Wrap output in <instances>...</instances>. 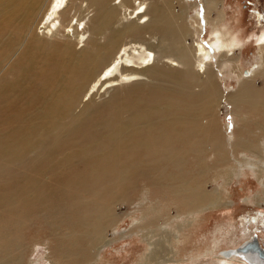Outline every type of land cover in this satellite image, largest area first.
<instances>
[{
  "label": "bare ground",
  "instance_id": "6f19581e",
  "mask_svg": "<svg viewBox=\"0 0 264 264\" xmlns=\"http://www.w3.org/2000/svg\"><path fill=\"white\" fill-rule=\"evenodd\" d=\"M196 3L0 0V264H21L32 217L45 216L55 229L76 212L85 228L140 179L166 187L187 205L189 217L202 211L203 201L207 208L217 206L218 188L209 196L190 180L191 162L201 177L206 153L224 167L228 154H243L238 169L218 168V178L227 183L247 173L264 200V81L262 88L252 87L258 75L264 78V27L240 36L225 24L218 0H200L203 13ZM33 24L41 36L32 33ZM60 34L75 39L76 49L43 42ZM246 39L257 62L242 73L236 62ZM217 73L235 76L237 88L220 94ZM100 91L113 95L91 106ZM220 103L230 105L237 118L224 142L214 112ZM109 105L115 106L108 116L95 119ZM173 238L154 244L144 235L156 245L148 260L164 259L162 244L174 248ZM252 240L224 252L216 264H232L238 256L263 264L253 253L237 252Z\"/></svg>",
  "mask_w": 264,
  "mask_h": 264
},
{
  "label": "rangeland",
  "instance_id": "374dc122",
  "mask_svg": "<svg viewBox=\"0 0 264 264\" xmlns=\"http://www.w3.org/2000/svg\"><path fill=\"white\" fill-rule=\"evenodd\" d=\"M188 1L197 2L196 6L200 7L203 13L200 0ZM218 1L220 2L218 10L225 9V24L238 35L250 36L263 29L264 0ZM113 3L115 2L111 4ZM78 4V1L71 3L70 17L74 13L73 8ZM214 13L216 11H213L212 17L215 15ZM91 14L92 12H89L90 16ZM32 17L31 15L26 17L29 23L33 19ZM19 20L20 17L16 19L17 22ZM121 20L123 21V19ZM34 24L31 25V31H33ZM208 30L209 28L205 26L199 38L206 40ZM41 31L34 30L32 33L41 36ZM3 34L4 31H0V42L3 40ZM54 38L44 39L43 42L46 44L56 43L60 46L67 44L71 45L72 50L76 49L75 39L63 37L62 34ZM146 39L149 43L155 42L154 39L147 37ZM185 42L186 44L190 43V39L186 38ZM48 51L49 48L46 47V54ZM57 52L59 53L60 50ZM238 58L236 63L241 65L242 73L255 65L257 57L252 40L246 39L245 46ZM236 63H230V65L235 66ZM236 81L237 79L233 75L224 76L217 73L216 84L219 87V93L226 95L227 92L235 90L237 88ZM263 81L264 78L258 75L252 82L253 89L262 88ZM112 95L113 93L110 91H100L91 99V106L106 102ZM85 100L86 98L80 100L76 113L86 103ZM114 106L109 105L105 110L96 113L95 119L106 118ZM214 112L219 133L224 142L229 135L231 137L232 130H236L237 118L232 114L230 105L225 103L214 105ZM125 115L122 113V116ZM252 125L249 123L251 129L253 127L255 130V126ZM229 147L230 145H228ZM233 157L234 159L229 154L227 155L229 164L226 163L224 167L215 163L210 153H206L205 159L207 160L202 161L203 173L201 177L197 176V165L192 167L191 162L190 180L195 183V187L205 190L206 195L209 196L214 195V190L218 188L222 199L217 206L212 208H207V201H203L202 211L190 217L187 213L189 210L187 205L179 203L175 194L173 196L168 194L169 191L166 187L154 185L148 179L137 180L135 185L127 191L128 194L122 201L106 203L105 216L98 220H90L85 228L79 227V217L76 212L71 215L69 220L55 226V229L49 224L48 219L44 220L43 215L37 214L32 217L23 238L21 264H37L39 258V264L48 262L50 264H216L219 259H222L221 254L235 250L253 238L264 249V200L260 198V191H258L255 180L247 173L237 178L233 176L232 181L227 183L218 178V173L222 168L230 166L229 168L238 169V166L241 165L238 161L244 160L241 153L234 154ZM248 157L251 162H256L255 158ZM164 188L167 193L163 190ZM144 235L146 238H150V242L153 241L154 244L162 243L165 241L163 238L173 235L172 243L175 241L178 243L172 248L164 242L162 246L167 249L168 254L164 259L162 258L163 260H157L158 262L154 263L148 260V256L154 251L156 245L145 241ZM214 244H216L215 248H213ZM208 248H212V250L206 252ZM168 259L169 263H166ZM46 260L47 263H45ZM232 260V264H243V261L252 264L241 256Z\"/></svg>",
  "mask_w": 264,
  "mask_h": 264
},
{
  "label": "water",
  "instance_id": "95a60500",
  "mask_svg": "<svg viewBox=\"0 0 264 264\" xmlns=\"http://www.w3.org/2000/svg\"><path fill=\"white\" fill-rule=\"evenodd\" d=\"M238 253H253L264 264V250L259 246L258 242L253 238L252 242L247 243L243 247L237 249Z\"/></svg>",
  "mask_w": 264,
  "mask_h": 264
}]
</instances>
